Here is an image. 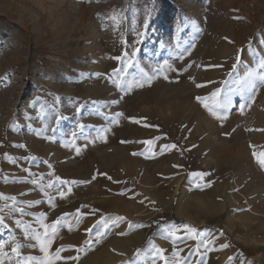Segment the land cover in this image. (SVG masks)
I'll list each match as a JSON object with an SVG mask.
<instances>
[{"label":"rangeland","instance_id":"374dc122","mask_svg":"<svg viewBox=\"0 0 264 264\" xmlns=\"http://www.w3.org/2000/svg\"><path fill=\"white\" fill-rule=\"evenodd\" d=\"M133 48L124 79L165 62L177 71L124 95L114 70ZM249 72L264 75V0H0V194L39 201L6 220L0 244L34 243L13 221L42 231L32 218L43 215L67 221L50 248L65 249L56 264H164L154 247L182 264H264V168L253 156L264 152V86L241 114ZM217 89L233 96L226 121L196 99ZM57 175L79 183L61 186L63 199L49 189L52 207L30 181ZM116 216L124 222L96 243L97 221Z\"/></svg>","mask_w":264,"mask_h":264},{"label":"snow or ice","instance_id":"6c2138e0","mask_svg":"<svg viewBox=\"0 0 264 264\" xmlns=\"http://www.w3.org/2000/svg\"><path fill=\"white\" fill-rule=\"evenodd\" d=\"M117 17H113V19H116ZM148 21H144V27H147ZM133 30L137 31L138 37H143L144 33L142 31H139L136 26L135 22H133ZM140 40H137V43H139ZM122 44H126V41L121 39ZM124 57L126 58L124 60V67L120 69L114 70V75L117 77L113 83L116 87L120 89V91L124 95L130 94L134 89L137 88H143L145 85L151 86V83L153 79L163 75V78L165 80H168V76L164 74L165 69L168 71H177L174 69L170 64L160 65L157 68L151 69V74H149L148 71H145V68H140V72L142 73V76L140 78H133L132 80H126L124 79L120 73H123L124 76H127V69L133 66V61L137 55V50L133 48L131 52L124 51ZM243 55V49L240 50L239 54L236 57V60L239 62ZM116 60H120L121 57H114ZM138 66V65H137ZM236 65H233V70H235ZM199 87H204L202 84L196 85ZM264 86V75H257L254 72H249L248 78H247V91L248 95L245 97L243 94L241 95V99L244 100V103H241L239 105L241 114L244 113L245 107H251V102H254L255 98V89L257 87ZM120 99H123V96L120 97ZM197 101L203 105V107L208 111V113L217 121H226L228 119L229 113L233 109V96L232 94H225L221 95V90L217 89L216 91H213L210 96L207 97H196ZM35 107V105H32ZM123 115V113L117 112L115 114L117 121L118 119ZM30 119V118H29ZM132 120V118H129ZM132 122L139 123L138 120H133ZM81 130H83V125L79 126ZM53 132L56 131V129H52ZM39 135V133H37ZM72 136L75 137L76 133L73 132ZM126 141H122L124 143ZM73 145V148L77 155L80 154L81 149L79 147H75L74 142H71ZM144 144H147L149 149L152 148V145L155 143L153 140H145L143 141ZM67 146V145H66ZM21 147H24L23 145ZM177 147L176 144H165L160 151L163 152L166 149H175ZM144 153H140V155H143ZM133 155H137V153H133ZM253 156L256 158L258 165L261 168H264V152H261L259 154L253 153ZM33 161H35L37 158L35 156L31 157ZM14 162V161H13ZM26 172H28V169H25ZM54 175V173H53ZM106 175V174H105ZM208 175L205 172H194L192 173V177L194 179L203 180L204 177ZM96 177H93L92 179H95ZM42 177L39 178H32L30 183L32 185H37L38 187H41L43 195L48 196V202L49 205L52 207H55V203L53 202L51 195L49 194L48 190L52 189L54 187L57 188L58 195L61 199L65 198V191L61 189V186H70L73 183H79V181H68L66 179L61 178L60 176H55V179L48 180L47 184H40V181L42 180ZM109 180H111V177H108ZM197 187H200L199 184H197ZM68 192H71V187L67 188ZM0 200L4 201L3 207H0V227L8 228V223L6 220H8L13 215H19L20 217H23L25 215V207H33L34 205L38 204L39 201H31L28 202L25 206H21L19 202L17 201V198L15 196H5L4 194H0ZM7 210V211H5ZM79 215V213H78ZM32 220L35 222V224L39 225V228L42 229V231L38 230L36 227L33 226L32 222H25L23 219H15L13 221L14 226L20 230L22 236L25 240L33 241L34 243H29L27 245L23 244L20 240V238L16 235H12L7 242V245L0 244V264H13V257H16L15 264H56L58 260L61 259V252L65 251L63 247L58 248L55 250V254L50 253L51 245L54 241V238L58 234L59 226L63 223H67L64 218L57 219L51 223H46V217L41 215L39 218L33 217ZM125 218L122 216H116V217H107V218H101V220L97 221V224L101 226V230L96 232L95 235V242L99 243L102 238H104L107 233L111 230L113 227H118L120 223L124 222ZM110 221V223H109ZM79 223V221H77ZM129 227H132L130 224ZM135 227H143V225H135ZM183 230L187 233L192 235V238L195 239L197 235H203V233H198L195 228H192L188 225L183 226ZM89 232H91V229H88ZM180 231V229L176 228L175 226L167 229L169 237L179 238L177 236V233ZM126 233L121 232L120 235H125ZM6 247L10 248V251L6 250ZM25 247L31 248V249H38V252L42 254L41 256L37 255H23V249ZM222 247H227V245H223ZM208 248L205 246V251H207ZM79 251V249H77ZM154 257L155 260L158 258L159 260L163 261L164 264H182V261L173 260L169 261L165 258L163 254V250L160 248L154 247ZM139 251H137V255H139ZM179 256V253H177V257ZM23 257V258H22ZM22 258V259H21ZM75 259V257H73ZM232 260L233 258H229ZM242 264V262H241Z\"/></svg>","mask_w":264,"mask_h":264},{"label":"trees","instance_id":"16d2710c","mask_svg":"<svg viewBox=\"0 0 264 264\" xmlns=\"http://www.w3.org/2000/svg\"><path fill=\"white\" fill-rule=\"evenodd\" d=\"M157 220H158V219H157ZM160 221L165 222L166 220H165V219H162V220H160Z\"/></svg>","mask_w":264,"mask_h":264}]
</instances>
